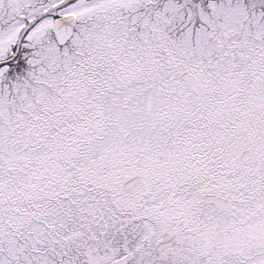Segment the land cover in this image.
<instances>
[{
  "label": "snow or ice",
  "instance_id": "6c2138e0",
  "mask_svg": "<svg viewBox=\"0 0 264 264\" xmlns=\"http://www.w3.org/2000/svg\"><path fill=\"white\" fill-rule=\"evenodd\" d=\"M0 264H264V0H0Z\"/></svg>",
  "mask_w": 264,
  "mask_h": 264
}]
</instances>
